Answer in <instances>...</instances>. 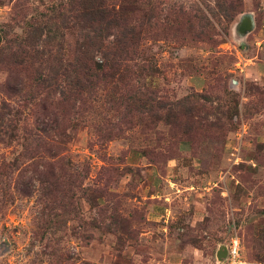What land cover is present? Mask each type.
Masks as SVG:
<instances>
[{"label": "rangeland", "instance_id": "374dc122", "mask_svg": "<svg viewBox=\"0 0 264 264\" xmlns=\"http://www.w3.org/2000/svg\"><path fill=\"white\" fill-rule=\"evenodd\" d=\"M68 2L0 0V106L19 135L56 109L36 83L45 59L61 44L72 59L82 39L61 26ZM100 3L141 30L150 17L146 83L180 101L151 116L141 83L120 79L65 104L58 141L77 171L0 174V264H222L235 236L242 264H264V0ZM23 142H0V162L26 164Z\"/></svg>", "mask_w": 264, "mask_h": 264}, {"label": "trees", "instance_id": "16d2710c", "mask_svg": "<svg viewBox=\"0 0 264 264\" xmlns=\"http://www.w3.org/2000/svg\"><path fill=\"white\" fill-rule=\"evenodd\" d=\"M68 1L66 12L60 14L61 26L69 29L74 22L76 27L82 29V39L75 45L72 59L64 57V45L56 47L54 62L50 58L45 59L46 71L43 74L39 72L36 80L45 93V98L53 90L57 93V101H53L57 110L54 108L47 111V106L44 105L41 116L35 119L32 127H23V134L19 135V126L15 121L20 119L19 112L5 102L1 104L0 142L11 144L21 137L24 142L19 155L28 156L26 164L18 156L0 162L1 175L4 171H28L29 168L30 171H43L57 180L66 175L65 171H77L76 166L62 153L63 145L58 141L63 133L61 123L65 117L64 106L71 101L72 104L84 103L85 93L96 92L108 81H139L146 90L138 91L145 95L142 97L145 100L139 106H143L154 117L159 116L160 111L170 113L180 101L164 99L158 95L155 87L146 83L148 78L155 75L156 69L150 61L139 59L141 49L137 47V41L143 36H152L155 32L150 17L142 18L145 29L141 30L140 23L128 21L124 13L107 8L100 0ZM50 51L49 48L41 52L48 54ZM11 56L13 61L20 58L17 51ZM128 84L130 83H126ZM35 97L37 95L33 98ZM54 136L57 140H54ZM0 183L3 184L4 181L0 180ZM0 190L3 196L7 194L4 186L0 185Z\"/></svg>", "mask_w": 264, "mask_h": 264}, {"label": "built area", "instance_id": "2783aa9c", "mask_svg": "<svg viewBox=\"0 0 264 264\" xmlns=\"http://www.w3.org/2000/svg\"><path fill=\"white\" fill-rule=\"evenodd\" d=\"M227 254L222 264H242L240 260V241L237 236L232 237L229 243L226 245Z\"/></svg>", "mask_w": 264, "mask_h": 264}, {"label": "water", "instance_id": "95a60500", "mask_svg": "<svg viewBox=\"0 0 264 264\" xmlns=\"http://www.w3.org/2000/svg\"><path fill=\"white\" fill-rule=\"evenodd\" d=\"M227 254V249H226V245H222L221 248H219L216 252V257L218 259L219 262H222Z\"/></svg>", "mask_w": 264, "mask_h": 264}]
</instances>
